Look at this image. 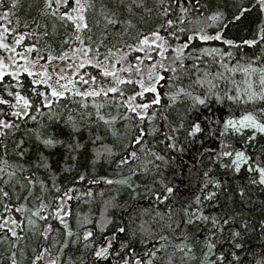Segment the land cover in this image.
<instances>
[{
	"label": "snow or ice",
	"instance_id": "obj_1",
	"mask_svg": "<svg viewBox=\"0 0 264 264\" xmlns=\"http://www.w3.org/2000/svg\"><path fill=\"white\" fill-rule=\"evenodd\" d=\"M255 190L264 0H0V264H264Z\"/></svg>",
	"mask_w": 264,
	"mask_h": 264
},
{
	"label": "trees",
	"instance_id": "obj_2",
	"mask_svg": "<svg viewBox=\"0 0 264 264\" xmlns=\"http://www.w3.org/2000/svg\"><path fill=\"white\" fill-rule=\"evenodd\" d=\"M252 195L254 196V198H257L258 200H264V193H260L258 190L253 191ZM259 207H261L260 205H257V210H256V217L259 218L260 216V212H259Z\"/></svg>",
	"mask_w": 264,
	"mask_h": 264
}]
</instances>
